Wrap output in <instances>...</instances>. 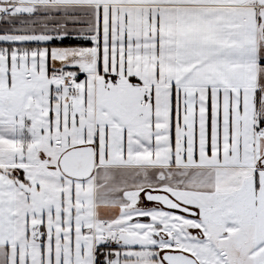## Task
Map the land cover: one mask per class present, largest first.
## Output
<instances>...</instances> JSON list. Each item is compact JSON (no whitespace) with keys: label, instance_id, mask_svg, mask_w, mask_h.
<instances>
[{"label":"snow or ice","instance_id":"obj_1","mask_svg":"<svg viewBox=\"0 0 264 264\" xmlns=\"http://www.w3.org/2000/svg\"><path fill=\"white\" fill-rule=\"evenodd\" d=\"M0 25V264H264V0Z\"/></svg>","mask_w":264,"mask_h":264},{"label":"crops","instance_id":"obj_2","mask_svg":"<svg viewBox=\"0 0 264 264\" xmlns=\"http://www.w3.org/2000/svg\"><path fill=\"white\" fill-rule=\"evenodd\" d=\"M0 26H2V25H0Z\"/></svg>","mask_w":264,"mask_h":264}]
</instances>
